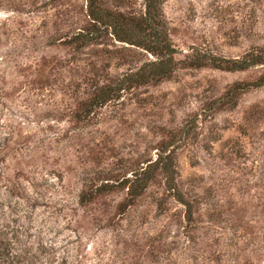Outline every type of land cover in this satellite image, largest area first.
Listing matches in <instances>:
<instances>
[{
  "label": "rangeland",
  "instance_id": "rangeland-1",
  "mask_svg": "<svg viewBox=\"0 0 264 264\" xmlns=\"http://www.w3.org/2000/svg\"><path fill=\"white\" fill-rule=\"evenodd\" d=\"M87 7L0 0V264H264V66L210 62L264 52V0H164L143 83Z\"/></svg>",
  "mask_w": 264,
  "mask_h": 264
},
{
  "label": "trees",
  "instance_id": "trees-1",
  "mask_svg": "<svg viewBox=\"0 0 264 264\" xmlns=\"http://www.w3.org/2000/svg\"><path fill=\"white\" fill-rule=\"evenodd\" d=\"M163 1L143 0L145 15L141 19H135L101 10L97 0H88V16L93 21V25H97L104 31L110 30V34L119 42L142 47L149 53L160 57L157 63L150 65L151 71L149 74L140 75L139 78L142 83L152 79H167L171 73L170 65L173 61L174 50L167 35L160 29ZM210 62L215 68L222 71H245L256 65L264 66V52L256 53V55L247 54L242 60L211 58ZM258 85H264V75L259 79ZM101 99L105 100L103 95L98 97V100ZM169 167H164L163 172L166 176L168 175V171H170ZM166 179L168 182L171 181V178H168V176Z\"/></svg>",
  "mask_w": 264,
  "mask_h": 264
}]
</instances>
